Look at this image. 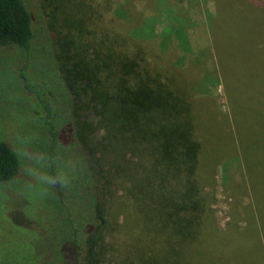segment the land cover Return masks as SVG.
Here are the masks:
<instances>
[{
    "label": "trees",
    "instance_id": "obj_1",
    "mask_svg": "<svg viewBox=\"0 0 264 264\" xmlns=\"http://www.w3.org/2000/svg\"><path fill=\"white\" fill-rule=\"evenodd\" d=\"M55 1L62 12L83 5L85 17L71 14L78 32H57L54 41L42 20V0H0V93L6 92L3 99L8 101L19 91L24 104L12 106L27 119L13 123L30 124L0 135V183L19 182L33 169L43 168L53 188L48 207L43 206L50 216L40 222L46 241L36 251L38 264H98L105 252V208L93 187L85 127L94 134L102 130L107 183L120 173V156L126 162L129 154L125 169L137 170L127 172L132 182L122 186L137 207L124 229L133 242L126 255L129 263L194 264L202 249L200 236L211 232L207 229L213 224L204 214L208 196L202 192L201 164L206 156L215 162L220 152L197 136L193 104L179 83L183 75L163 74L161 67L171 62L161 61L153 46L173 38L182 48L180 55L200 50L194 62L203 67V53L215 47L213 13L208 22L211 37L202 28H180L184 13L158 0H129L123 5L124 15L137 11L133 23L128 15L119 20V0H101L103 7L98 0ZM238 1L264 7V0ZM112 12L116 15L109 17ZM86 19L101 27L100 34H90L94 31H88ZM218 73L221 78L222 70ZM15 80L13 89L5 91V84ZM96 97L102 109L97 112L99 126L78 115ZM242 115L237 99L226 136L231 137L227 146L232 149L226 147L219 159L224 182L234 183L236 168L241 167L248 177L244 181L255 189L264 183V124L248 129ZM120 120L121 129L115 131ZM33 122L38 126L32 129ZM22 151L27 154L26 168ZM242 185L246 184L235 187Z\"/></svg>",
    "mask_w": 264,
    "mask_h": 264
},
{
    "label": "rangeland",
    "instance_id": "obj_2",
    "mask_svg": "<svg viewBox=\"0 0 264 264\" xmlns=\"http://www.w3.org/2000/svg\"><path fill=\"white\" fill-rule=\"evenodd\" d=\"M119 1V10L123 14L125 10L123 5L129 0ZM158 1L163 2L164 6H171L184 13L185 20L181 22L180 28L191 27L192 30L202 28L205 29L206 34L209 32L211 37L213 28L208 24L209 13L214 15L212 21H215L213 37L215 47L213 51L208 52L210 54L204 52V56L200 55L206 69L205 65L203 68L194 62H198L196 56L202 54L200 50L194 51L192 55H180L178 52L182 51V48L180 50L176 47L173 38L162 43L163 46L156 44L153 49L159 53L161 61L171 62L170 66L161 67L165 72H162L163 74H177L179 71L180 77L183 75L179 83H184L182 85L187 90L186 96L193 104L196 134L202 142L210 146V149L215 145L222 154L218 152L219 156H223L226 147L232 149L231 144L227 146L231 137L226 136L232 129L237 99L248 129H255V125L263 127L261 124H264V7L250 6L238 0ZM98 2L100 3L101 0ZM39 5L41 7V4ZM99 6L103 7L101 3ZM41 10L42 20L50 30L51 36H54V41L57 32H68L69 29L73 30V33L78 32V25L71 22L73 20L71 14L77 19L85 17L83 5H80L78 10L62 12L55 0H42ZM136 12L135 10L133 13H125L119 17V20H125L128 15L130 17L128 20L133 23ZM107 14L109 17L116 15L113 12ZM86 23L89 27L88 31H94V33L89 32L92 36L95 33L100 34L101 27L98 29L93 27L95 25L87 19ZM61 38L58 37L57 42ZM87 38L84 37L83 41H87ZM134 43L135 40L132 39L131 44ZM164 46L170 47L167 53L162 51ZM150 59L151 65L154 66V59L151 57ZM217 68L222 70L221 78ZM204 70L208 73L207 77L204 76ZM164 80L167 78L164 77ZM16 81L6 83L5 91L13 89ZM5 96L6 92L0 93V135L8 131L16 133L23 126L13 121L27 119V115L20 117L19 110H14L12 106L16 104L20 107L24 104L18 99L21 98L19 91H15L8 101L3 99ZM84 107L78 115H82V118L86 116L88 122L93 120L99 126L97 112L102 109L97 104V97L92 104ZM120 125L121 120L116 125L115 131L121 129ZM101 133L102 130L94 134L85 127L83 137L88 146L87 161L93 174L94 191L105 208L103 212L106 222L105 252L98 264H133L129 263V256H126L133 242L124 229L126 218L137 212H135V203L122 186H129L132 182L127 178V172L133 174L137 170L125 169L127 163L130 165L129 154L126 155L128 158L126 162L124 157L120 156V173L113 183L105 181L103 163L105 156L102 152L104 139ZM219 156L218 158L214 156L215 162L210 159L207 161L208 156H206L205 163L201 164L204 182L202 192L204 191L208 196V202L205 203L207 210L204 214L213 224L207 229L212 233L208 232L200 236L202 249L200 255L197 254L193 259L194 264H264V183L255 189L249 187L248 181H244L248 177L243 175L241 167H238L234 183L228 185L223 181L221 167L223 161ZM240 182L246 185H242L243 188L235 187ZM7 183H0V264H38L36 251L42 248L46 241V237L42 236L40 222L50 216L48 209H44L43 206L48 207L53 188L45 179L43 168L36 169L33 174L19 179V182H10L8 185ZM236 214L238 218L234 220ZM10 248L14 250L11 251Z\"/></svg>",
    "mask_w": 264,
    "mask_h": 264
},
{
    "label": "flooded vegetation",
    "instance_id": "obj_3",
    "mask_svg": "<svg viewBox=\"0 0 264 264\" xmlns=\"http://www.w3.org/2000/svg\"><path fill=\"white\" fill-rule=\"evenodd\" d=\"M31 124H32V129H33V126L34 125L35 126H38V124L36 122H33ZM27 125L30 126V124H28V122H24V124H22L23 127H27ZM22 155H23V160H22L23 165H22V168H24V165H25V168H26L28 166V163H27V154L24 151H22ZM35 170L36 169H33V171H35Z\"/></svg>",
    "mask_w": 264,
    "mask_h": 264
}]
</instances>
